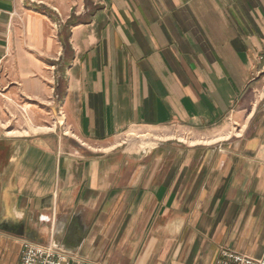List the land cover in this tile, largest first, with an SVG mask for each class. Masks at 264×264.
<instances>
[{
    "label": "crops",
    "instance_id": "0c3cea01",
    "mask_svg": "<svg viewBox=\"0 0 264 264\" xmlns=\"http://www.w3.org/2000/svg\"><path fill=\"white\" fill-rule=\"evenodd\" d=\"M0 87L59 119L0 134V264L26 240L87 264L264 252V0H0ZM134 128L208 142L127 151Z\"/></svg>",
    "mask_w": 264,
    "mask_h": 264
},
{
    "label": "rangeland",
    "instance_id": "374dc122",
    "mask_svg": "<svg viewBox=\"0 0 264 264\" xmlns=\"http://www.w3.org/2000/svg\"><path fill=\"white\" fill-rule=\"evenodd\" d=\"M12 96L15 98L13 103L11 102V99H13ZM0 100L3 101L2 104H0V134L20 135L28 132H37L39 130H49V127L52 129L54 128L53 126L54 124L56 125V121L57 123L59 122L58 117L53 114H51L52 118H49L46 122L40 121L38 112H44L43 107L46 103L34 95H24L20 90L19 92L15 91V95H12L6 89L0 87ZM56 126H58V124ZM163 134L174 136L187 143H195L198 141L208 142L207 140L203 141V139H199L197 136L185 130L169 129L165 130V132H159L149 128H134L128 130L121 134L117 141L118 143L123 142V146L129 151V139L131 137H142L143 142L149 144L153 141L152 138L154 136L162 137ZM78 144L81 145L83 143L80 141Z\"/></svg>",
    "mask_w": 264,
    "mask_h": 264
},
{
    "label": "built area",
    "instance_id": "2783aa9c",
    "mask_svg": "<svg viewBox=\"0 0 264 264\" xmlns=\"http://www.w3.org/2000/svg\"><path fill=\"white\" fill-rule=\"evenodd\" d=\"M19 264H87L72 252L51 243L24 241V250ZM215 264H264V252L251 256L222 247Z\"/></svg>",
    "mask_w": 264,
    "mask_h": 264
}]
</instances>
